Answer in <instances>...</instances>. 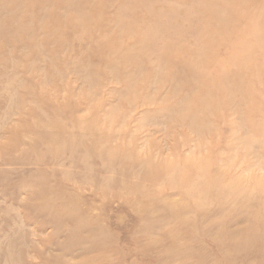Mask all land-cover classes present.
<instances>
[{
    "label": "rangeland",
    "instance_id": "374dc122",
    "mask_svg": "<svg viewBox=\"0 0 264 264\" xmlns=\"http://www.w3.org/2000/svg\"><path fill=\"white\" fill-rule=\"evenodd\" d=\"M0 264H264V0H0Z\"/></svg>",
    "mask_w": 264,
    "mask_h": 264
}]
</instances>
